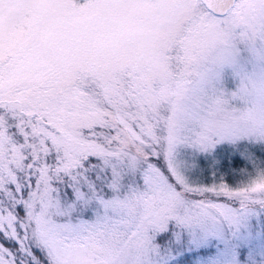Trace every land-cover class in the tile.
<instances>
[{"label": "snow or ice", "instance_id": "1", "mask_svg": "<svg viewBox=\"0 0 264 264\" xmlns=\"http://www.w3.org/2000/svg\"><path fill=\"white\" fill-rule=\"evenodd\" d=\"M34 6L28 28L45 41L52 8L108 5ZM237 7L212 13L223 55L182 108L144 115L113 99L111 120L73 137L0 100V264H264V124L242 126L264 114V15L243 23ZM107 87L87 72L73 85Z\"/></svg>", "mask_w": 264, "mask_h": 264}, {"label": "rangeland", "instance_id": "2", "mask_svg": "<svg viewBox=\"0 0 264 264\" xmlns=\"http://www.w3.org/2000/svg\"><path fill=\"white\" fill-rule=\"evenodd\" d=\"M101 2L108 6L86 15L52 8V29L40 41L28 28L37 11L34 0H0V100L46 111L74 137L111 120L113 99L144 115L182 108L197 74L223 55L226 37L219 18L201 0ZM261 2L237 0L235 15L243 23H259ZM84 72L103 81L107 91L77 92L73 85ZM261 124L259 111L242 121L244 127Z\"/></svg>", "mask_w": 264, "mask_h": 264}, {"label": "water", "instance_id": "3", "mask_svg": "<svg viewBox=\"0 0 264 264\" xmlns=\"http://www.w3.org/2000/svg\"><path fill=\"white\" fill-rule=\"evenodd\" d=\"M201 1L211 13L228 11L234 2V0H201ZM236 1L237 0H235V2Z\"/></svg>", "mask_w": 264, "mask_h": 264}, {"label": "trees", "instance_id": "4", "mask_svg": "<svg viewBox=\"0 0 264 264\" xmlns=\"http://www.w3.org/2000/svg\"><path fill=\"white\" fill-rule=\"evenodd\" d=\"M93 95L95 96V93ZM100 105L102 106V103L101 102H100ZM159 109H160L159 111L161 112L162 111V108H159ZM150 114H152V111L150 113H147L146 115H150Z\"/></svg>", "mask_w": 264, "mask_h": 264}]
</instances>
